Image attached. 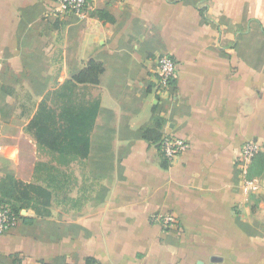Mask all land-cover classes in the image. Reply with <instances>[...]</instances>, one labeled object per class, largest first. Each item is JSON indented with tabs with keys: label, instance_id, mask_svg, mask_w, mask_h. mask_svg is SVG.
Instances as JSON below:
<instances>
[{
	"label": "crops",
	"instance_id": "0c3cea01",
	"mask_svg": "<svg viewBox=\"0 0 264 264\" xmlns=\"http://www.w3.org/2000/svg\"><path fill=\"white\" fill-rule=\"evenodd\" d=\"M85 12L0 0V182L35 183L36 162L56 163L26 129L43 100L98 103L87 155L58 165L72 191L21 208L0 264H264V0H89ZM163 53L176 77L159 90ZM92 63L98 82H76ZM167 134L187 143L173 162ZM165 213L168 228L153 219Z\"/></svg>",
	"mask_w": 264,
	"mask_h": 264
},
{
	"label": "trees",
	"instance_id": "16d2710c",
	"mask_svg": "<svg viewBox=\"0 0 264 264\" xmlns=\"http://www.w3.org/2000/svg\"><path fill=\"white\" fill-rule=\"evenodd\" d=\"M102 68L92 63L86 76H75L76 82L88 81L98 82V75ZM66 90H68L66 88ZM61 99L60 110L57 112L49 106L46 100L39 104L38 110L27 125L37 144L49 150L56 161H38L34 167L33 178L35 183L24 184L15 180L7 174L0 182V203L9 204L11 210L18 213L21 208L33 207L40 204L39 213L47 211L53 190H63L67 186L69 175L60 169L59 164H67L70 160L80 159L87 155L89 148V131L97 114L98 103L88 104L73 103L67 92L57 95ZM255 163V162H254ZM252 163L249 173L256 174L262 167L260 163ZM14 199L22 203L23 206H16L15 203L7 202ZM22 218V215H20ZM26 223H31V218H24ZM19 252L13 253V263L19 258ZM86 260L84 264H90ZM41 264H52L41 261ZM68 264V263H67Z\"/></svg>",
	"mask_w": 264,
	"mask_h": 264
},
{
	"label": "built area",
	"instance_id": "2783aa9c",
	"mask_svg": "<svg viewBox=\"0 0 264 264\" xmlns=\"http://www.w3.org/2000/svg\"><path fill=\"white\" fill-rule=\"evenodd\" d=\"M89 0H56V9L61 14H75L81 18L86 16L85 8ZM155 72L157 76V87L159 90H165L172 85L176 77V62L166 53L160 54L155 60ZM161 151L164 157L169 161H175L178 156L186 149L185 140L167 134L161 141ZM260 146L255 141H247L241 148V161L243 163V191L250 193L257 188V181L254 178H246L247 167L258 153ZM21 213L11 210L9 204L0 203V234H3L15 227L20 222ZM153 219L162 223L163 227L168 228L175 224L176 218L171 213L153 215Z\"/></svg>",
	"mask_w": 264,
	"mask_h": 264
},
{
	"label": "rangeland",
	"instance_id": "374dc122",
	"mask_svg": "<svg viewBox=\"0 0 264 264\" xmlns=\"http://www.w3.org/2000/svg\"><path fill=\"white\" fill-rule=\"evenodd\" d=\"M66 190H67V189H66ZM66 190H65V188H64L63 190H61V191H60V194H58L57 197L54 196V199L56 198L57 200H60V197H62V196H65V198H66V197H67V194H68L69 192L72 191V190H69V191H66ZM61 199H62V198H61ZM7 202L15 203V205L18 206V207H19V206H23L21 202H19V201H17V200H14V199H12V198L9 199V201H7ZM67 203H68V202H67ZM67 203H66V204H63V205H67ZM22 208H25V207L23 206ZM40 262H41V261H39V263H40Z\"/></svg>",
	"mask_w": 264,
	"mask_h": 264
}]
</instances>
